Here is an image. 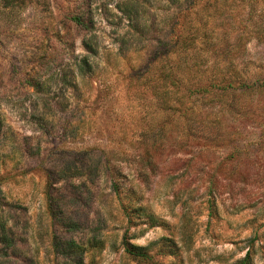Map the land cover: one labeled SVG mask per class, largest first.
I'll return each mask as SVG.
<instances>
[{
	"label": "rangeland",
	"instance_id": "1",
	"mask_svg": "<svg viewBox=\"0 0 264 264\" xmlns=\"http://www.w3.org/2000/svg\"><path fill=\"white\" fill-rule=\"evenodd\" d=\"M228 81L262 86L237 97L246 121L210 92L183 102L198 116L162 104ZM246 250L264 264V0H0V264H230Z\"/></svg>",
	"mask_w": 264,
	"mask_h": 264
},
{
	"label": "trees",
	"instance_id": "2",
	"mask_svg": "<svg viewBox=\"0 0 264 264\" xmlns=\"http://www.w3.org/2000/svg\"><path fill=\"white\" fill-rule=\"evenodd\" d=\"M84 13L80 12V13H75L74 15L70 16L69 19L75 24V26H77L80 30H84L85 32H89L91 30V20L90 19H85L83 18ZM205 39L208 40V36L205 37ZM206 40H204L205 43ZM214 42L213 43H209L208 42V47H214ZM84 49L89 53L94 55V49L91 46V44L89 43V41H83L82 43ZM182 57L185 55H190L192 53H194L195 50V46L193 45H188L182 48ZM213 51V50H212ZM196 52V51H195ZM230 60V59H229ZM228 63V62H227ZM74 68L76 69V73L79 76H83L86 78H89L90 75L92 74V65L89 62V60H87V56H82L80 58V60L75 63ZM192 66L197 67V65L194 63ZM190 67H186V70L189 71ZM214 67L213 65L204 68V70H201L200 72H205L207 70H212ZM226 67L224 66L223 68H216L217 70L223 71L221 75V77L223 78L225 73H226ZM191 69V68H190ZM197 71L199 72V69H197ZM197 72V73H198ZM169 77V84L171 87L176 88L178 83L176 82V78L173 75H168ZM25 82L28 84V86H31L33 89H37L38 84H34L32 85L31 81L25 80ZM261 85H257L256 82L250 83V84H246L245 82H240V83H236V84H231L230 81L228 82H224L223 84L221 82H216V83H210L208 85V89H203L201 86H195V87H189V86H185L183 88V91L186 93V97H178V96H172L171 98L166 96V100H162V104L164 106H166V110L168 111H173L175 109L174 105L177 106H183V102L185 101H195V97L200 93H204V92H210L212 97H210L209 99H207V102H212V104L214 103V105H222V107L224 108V111L226 110V112H232L233 110V106H237L239 110H241V118L243 119V121L247 120V116L249 114H251V112L254 110L253 108H248L246 109V107H243L241 105H239V101L237 99V97L239 95L242 94V96H247V94H252V95H257L259 93V90L261 89ZM192 97V98H190ZM185 99L184 101H182V99ZM163 106V107H164ZM181 106V107H182ZM182 117H186V116H191V115H195L198 116V113H194L193 112V106L191 104H186L185 106L182 107ZM220 136L222 137H226L225 134V129L222 131V134H220ZM220 138L217 139V141H219ZM207 143H211L210 145H213L211 142V139H209L207 141ZM116 193H118V186L116 184ZM135 213V212H134ZM128 221L131 222V219L128 218ZM123 239V237H122ZM72 245V244H71ZM122 245H123V250L124 252L132 257H139V258H144L145 257V253H141L139 252V250L141 249L138 246L129 244L128 242H125L122 240ZM230 264H252V258L248 252V250L245 251V253L243 254V256L239 259H236L235 261H233Z\"/></svg>",
	"mask_w": 264,
	"mask_h": 264
}]
</instances>
